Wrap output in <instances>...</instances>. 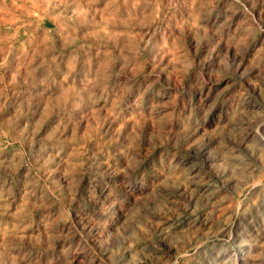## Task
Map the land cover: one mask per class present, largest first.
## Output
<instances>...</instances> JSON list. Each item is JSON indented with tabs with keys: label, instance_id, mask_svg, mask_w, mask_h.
Segmentation results:
<instances>
[{
	"label": "rangeland",
	"instance_id": "374dc122",
	"mask_svg": "<svg viewBox=\"0 0 264 264\" xmlns=\"http://www.w3.org/2000/svg\"><path fill=\"white\" fill-rule=\"evenodd\" d=\"M0 264H264V0H0Z\"/></svg>",
	"mask_w": 264,
	"mask_h": 264
}]
</instances>
